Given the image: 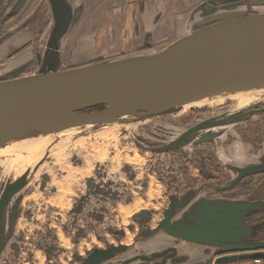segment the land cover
Returning <instances> with one entry per match:
<instances>
[{"label":"rangeland","instance_id":"1","mask_svg":"<svg viewBox=\"0 0 264 264\" xmlns=\"http://www.w3.org/2000/svg\"><path fill=\"white\" fill-rule=\"evenodd\" d=\"M48 20L46 15L35 30L17 35L14 45L23 44L21 51L2 46L3 38L10 35L0 36V77L18 68L23 75L38 74L40 66L24 62L36 50L43 57L54 26V20L51 25ZM35 41L39 47L31 44ZM69 53L65 45L60 69L80 62H73ZM99 54L81 61L87 63ZM122 55L103 54V60ZM220 120L226 122L201 128L171 147L190 128ZM33 133L0 146V196L7 184L26 175L24 188L0 220L6 240L0 264H82L94 250L117 246L123 250L105 264L111 259L132 262L140 252H152L174 241L160 232L149 239L140 237L147 228H159L164 210L172 207L171 200L201 191L174 216L182 214L183 218L205 200L206 192L232 184L241 167L264 164V86L146 118L126 116L100 126ZM243 183L249 186L246 195L264 204V175ZM213 199L227 201L218 196ZM156 240L157 245H152Z\"/></svg>","mask_w":264,"mask_h":264},{"label":"water","instance_id":"2","mask_svg":"<svg viewBox=\"0 0 264 264\" xmlns=\"http://www.w3.org/2000/svg\"><path fill=\"white\" fill-rule=\"evenodd\" d=\"M51 2L55 22L43 54L44 71L23 75L18 68L0 77V143L35 129L100 126L127 115L146 118L208 96L264 86V10L258 9L264 3L252 2V9L246 8L247 2L210 5L199 26L162 51L60 69L61 40L72 13L66 1ZM225 122L196 125L171 147L201 128ZM263 170L264 165L242 168L233 184L222 189ZM25 176L7 184L1 193L0 220L12 198L24 188ZM192 198L188 193L180 201L173 200V205L184 208ZM263 207L260 200L205 199L175 222H171L173 209L167 210L160 227L179 239L217 248L213 258L199 264L264 262V241L252 243L255 227L245 225V217ZM122 250V246L96 249L86 264H102ZM236 251L246 252L224 254Z\"/></svg>","mask_w":264,"mask_h":264},{"label":"crops","instance_id":"3","mask_svg":"<svg viewBox=\"0 0 264 264\" xmlns=\"http://www.w3.org/2000/svg\"><path fill=\"white\" fill-rule=\"evenodd\" d=\"M69 1L73 5L75 14L61 40V49L68 45L70 51L68 57L73 62L80 61L72 64L76 66L83 64L85 61L81 60L95 53L102 55L92 56L86 61L107 62L103 60V54L108 53H120L123 54L120 58H125L162 51L199 26L207 18L208 6L222 5L227 0ZM258 9L264 10V6ZM184 246L185 244H181L180 249L182 250ZM242 253L244 252L236 254ZM201 257L203 258L197 253L194 258L201 259ZM229 264H264V262L250 259Z\"/></svg>","mask_w":264,"mask_h":264},{"label":"flooded vegetation","instance_id":"4","mask_svg":"<svg viewBox=\"0 0 264 264\" xmlns=\"http://www.w3.org/2000/svg\"><path fill=\"white\" fill-rule=\"evenodd\" d=\"M64 1H66L68 3V5L70 6L72 17H74L75 10L73 8L72 3L69 0H64ZM232 1L233 2H247L249 4V6L246 7L247 9L248 8L252 9V7H253L251 5L252 2L264 3V0H247V1L246 0H227L226 2H232ZM46 15L50 17V20H48L50 25H51L52 20H54V22H55V18H54L55 15H54V10L52 7L51 0H3L2 3L0 4V36L5 37L7 34H9L10 36L7 38L5 37V39L3 38L4 41L2 40V42H1L2 46L5 45L9 49H14L17 51L23 50L24 49V47H22L23 44H21V46H19V47L14 45V43L16 42L15 38H17L18 34L24 33V31H26V29L35 30L38 23H40V21H43V18ZM51 15H52L53 19L51 18ZM19 27H21L20 30L14 31L15 29H17ZM10 38H12V40L6 41ZM28 42H30V41H27L25 43H28ZM1 43H0V45H1ZM31 44L39 47V45L37 44L36 41L34 43H31ZM13 47H15V48H13ZM24 63H25V65L40 66V70H38L39 71L38 73H42L44 71L43 57L42 58L40 57V52H38L37 50H36V54H34L33 57L27 58V61H25ZM259 165H264V164L259 163V164H254V165H246L244 167H241L240 169L246 168L249 166H259ZM240 169L238 171V175L240 173ZM257 174L258 175H264V170L259 171V172L250 173V174L242 177L241 179L236 181V183L234 184V186L232 188H228V189H224V190L222 189L225 187L227 188L228 186L231 185L230 184L228 186L222 187L221 189L219 188V190H217V192L214 190H212V192H210L211 194L209 192H206L208 195L205 196L204 199L213 200V198L218 196L221 198H227V200L257 201L255 199L248 197V195H246V192H248V190H249L248 189L249 186L247 187V186H245V183H243L244 181L247 180V178L250 179V177H252V176H255V177L258 176ZM207 187H209V186H207ZM200 192L201 191L195 193V192L191 191V192H187L185 195H187L188 193H191L193 195L192 200H194L199 196ZM226 193H228L230 195H220V194H226ZM216 194H217V196H215ZM183 197H181L179 200L176 199L175 201H180ZM262 199H264V198L262 197ZM82 201H84V198H83V200H81V202H79L80 210H82L84 207L82 204ZM171 204H172V207L164 210V212H163L164 217L162 218V220L165 218L166 211L173 209L172 215H171V222H175L178 219L182 218V214L180 215V218H177V217L174 218V216H176V214H178L180 211H182L184 208H186V206L188 204L184 208L175 207L173 205V200H171ZM5 212H4V214H5ZM4 214H3V216H4ZM245 218H246L245 225H250V226L255 227L254 228V234L250 237L252 243H258V242L264 241V207L261 208L260 210L256 211V212L252 213V214L247 215ZM145 231H151V233L148 236H141V234ZM157 232L164 233V234L168 235L170 238L174 239V241L172 243L169 242V244L165 247L156 248L152 252H146V251L140 252V254L138 256L133 257V258H135V260H132V262H130V261H125V262H128L127 264H158V263H163V264H199L200 262L201 263L202 262L207 263L211 258L214 257L215 250L217 249L216 247H214L212 245H203V244H199V243L184 240V239H179L178 237L173 236V235L169 234L168 232H166V230L161 228L160 225H159L158 229L147 228L146 230H143L140 234V237H141V239H149V238L153 237L154 235H156ZM0 236H3L2 241L0 240V242H1L0 243V248H1L0 249V256L2 257V255L4 253V250L2 249V245L4 243H6L5 233L3 231H0ZM156 241H154L152 243V245H157ZM181 244L187 245V247H185V248H187V250H185L184 247L181 250L180 249ZM222 249L226 250L228 248L223 247ZM183 250L186 253H183ZM261 250L264 251V249H261ZM239 252L240 251L225 252L224 254H236ZM244 252H246V251H244ZM153 253L157 254V255H158V253H160L162 255H158V256L154 257ZM197 253L202 255L203 258L201 257V259H198V258L195 259L194 257H196ZM117 254H115L114 256H116ZM79 257H81V256H79ZM112 257H110V258H112ZM152 257H154V258H152ZM107 261H105V262H107ZM112 261H113V259H111L112 264H123L124 263V261H123V263L112 262ZM105 262L102 264H105ZM79 263L81 264V262H79ZM86 263H87V259L84 257L82 264H86ZM74 264H77V263H74Z\"/></svg>","mask_w":264,"mask_h":264},{"label":"bare ground","instance_id":"5","mask_svg":"<svg viewBox=\"0 0 264 264\" xmlns=\"http://www.w3.org/2000/svg\"><path fill=\"white\" fill-rule=\"evenodd\" d=\"M261 35H262V37H264V31L261 33ZM258 87H261V86H250V87H243V88H240V89H238L237 91H234V92H224V93H221V94H217V95H213V96H208V97H205V98H202V99H199V100H197V101H195V102H192V103H188L187 104V106L188 105H207V104H209L210 102H212V101H215V100H219L220 98H222V97H224V96H229V95H235V94H237V93H244V92H250L252 89H254V88H258ZM127 116H130V115H127ZM123 117H126V116H123ZM120 118H122V117H120ZM119 120V119H118ZM40 130L42 131V130H44V129H35V130H31V131H29L28 133H23V134H20V135H18V136H15V137H11V138H8V139H6V140H4V141H2L1 143H0V146H3V145H5V144H7V143H9V142H12V141H15V140H17V139H20V138H24V137H27V136H30V134L32 133V132H34L33 134H35V133H38V132H40ZM32 134V135H33ZM35 142H37V140L35 141ZM18 145H20V142L19 143H15L11 148H16ZM42 145V144H41Z\"/></svg>","mask_w":264,"mask_h":264}]
</instances>
